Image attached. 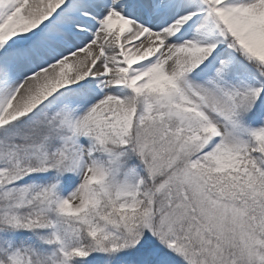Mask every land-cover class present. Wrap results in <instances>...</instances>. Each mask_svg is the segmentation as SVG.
Here are the masks:
<instances>
[{
	"label": "snow or ice",
	"instance_id": "1",
	"mask_svg": "<svg viewBox=\"0 0 264 264\" xmlns=\"http://www.w3.org/2000/svg\"><path fill=\"white\" fill-rule=\"evenodd\" d=\"M0 264H264V0H0Z\"/></svg>",
	"mask_w": 264,
	"mask_h": 264
}]
</instances>
